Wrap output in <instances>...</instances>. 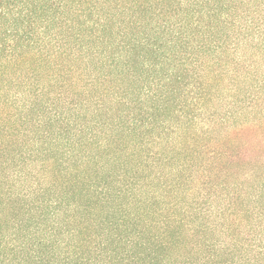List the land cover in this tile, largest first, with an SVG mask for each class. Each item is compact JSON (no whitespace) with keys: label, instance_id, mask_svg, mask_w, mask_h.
<instances>
[{"label":"trees","instance_id":"trees-1","mask_svg":"<svg viewBox=\"0 0 264 264\" xmlns=\"http://www.w3.org/2000/svg\"><path fill=\"white\" fill-rule=\"evenodd\" d=\"M0 264H264V0H0Z\"/></svg>","mask_w":264,"mask_h":264}]
</instances>
